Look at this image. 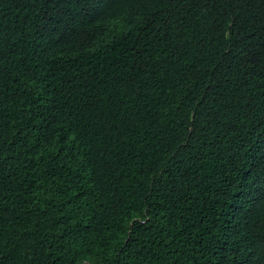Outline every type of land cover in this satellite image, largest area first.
<instances>
[{"label":"trees","instance_id":"obj_1","mask_svg":"<svg viewBox=\"0 0 264 264\" xmlns=\"http://www.w3.org/2000/svg\"><path fill=\"white\" fill-rule=\"evenodd\" d=\"M0 264H264V0H0Z\"/></svg>","mask_w":264,"mask_h":264}]
</instances>
